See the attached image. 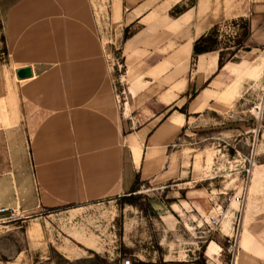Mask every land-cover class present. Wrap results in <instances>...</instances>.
<instances>
[{
	"label": "rangeland",
	"instance_id": "1",
	"mask_svg": "<svg viewBox=\"0 0 264 264\" xmlns=\"http://www.w3.org/2000/svg\"><path fill=\"white\" fill-rule=\"evenodd\" d=\"M37 1H42L44 13L49 10L42 17L48 31L59 26L63 17L73 16L90 28L100 46L106 80L96 108L122 130L118 143L128 171V135L136 137L139 127L156 114L157 95L168 88L179 69L175 40L166 24L194 0L175 7L172 15L168 0H0V173L12 165L8 151L12 130H19L24 140L30 167L35 134L43 130L50 115L56 118L58 114L34 105L42 97L35 96L31 102L21 98L24 87L15 77L13 54L18 46L16 32L7 26L8 9L28 8ZM222 1L231 15H244L222 19L214 26V48L226 60L240 50L238 45L250 30V18L258 28L264 27V0ZM139 29L126 50L124 36ZM33 38L29 47L44 43L46 52L58 48V42L61 46L66 43L64 31L54 41ZM247 40L243 47L248 46ZM261 43L255 55L240 58L253 66L250 76L236 71L233 81L204 85L209 90L204 99H212L213 105L199 115L188 110L195 96L190 82L187 94L176 103L178 108L172 109L176 111L168 112L180 113L181 109L187 123L165 149L164 159L149 166L147 174H156L152 179L141 182L136 176L131 186L116 195L43 209L38 214L18 213L14 222L2 215L0 264H123L126 260L130 264H264V41ZM137 45H142L141 50ZM158 58L168 63L151 70ZM194 60L193 56L177 75L190 78ZM168 67L171 70L166 73ZM187 68L189 73H184ZM146 74L154 78L144 80ZM159 75L162 78H156ZM232 85L240 95L229 105L236 91L230 99H224L221 92ZM136 91L140 93L135 97ZM75 116V112L62 116L69 118L71 135Z\"/></svg>",
	"mask_w": 264,
	"mask_h": 264
},
{
	"label": "crops",
	"instance_id": "2",
	"mask_svg": "<svg viewBox=\"0 0 264 264\" xmlns=\"http://www.w3.org/2000/svg\"><path fill=\"white\" fill-rule=\"evenodd\" d=\"M168 1L167 9L170 10L185 5L186 0ZM41 2L17 10L12 7L7 13V26L16 32L14 41L18 46L13 54L16 58L14 71L29 67L32 73L31 77L20 80L24 89L19 96L28 102L35 96L42 97L34 105L41 106L43 111L58 113L56 118L50 115V119L42 125L43 130L35 134L29 151L30 167L19 130L14 128L8 136L12 165L10 170L0 173V208L12 209L19 214H38L43 209L98 201L131 186L136 176L141 182L155 177L156 174H147L149 166L154 165L155 160L164 159L165 149L172 146L187 123L188 117L182 113L168 112L174 107L178 108L176 103L187 94L190 82L195 87V96L190 100L188 110L193 115H199L213 105L212 99H204L209 91L204 85L212 87L214 83L233 81L236 71L240 75L250 76L253 66L240 58L255 55L259 50L256 47L264 41V27L258 28L254 18H250L247 47H241L221 69H218V51L195 55L190 78L184 79L177 73L187 61L192 60L193 43L219 24L220 20L244 16L231 15V9L225 8L222 0H194L189 6L185 5L182 12L166 24V30L173 34L175 40L178 72L173 73L174 80L168 88L157 95L159 106L156 114L139 127L135 132L136 137L128 135L130 139L126 147L131 161L126 171L123 149L118 143L119 138L123 137L122 130L106 113L101 114L100 109L96 108L100 102L98 95L106 80L105 70L101 67L100 46L95 42L90 28L73 16L63 17L57 22L59 26H52V31H48V23L42 17L49 10L44 13L40 8ZM60 24L64 27H60ZM63 31L66 36L63 46L56 41L58 48L48 52L44 50V43L40 47L38 44L29 47L28 42L34 41L33 35L42 41L48 37L54 41ZM139 32L140 29L126 40V50ZM28 36L30 38L26 43ZM136 47L141 50L142 45ZM156 61L151 70L168 63L165 58ZM52 65L55 67L52 68ZM170 70L168 67L165 72ZM186 72L189 73L188 68ZM152 78L154 76L148 74L143 77L144 80ZM139 93L136 91L134 96ZM234 93L236 95L229 105L240 95L239 89L232 85L221 92L224 99L232 98ZM64 99L72 104L64 103ZM168 107L171 108L166 110ZM68 112L78 115L75 116L77 121H72L75 129L72 135L68 130L69 118L62 119L63 114ZM156 206L159 208V205Z\"/></svg>",
	"mask_w": 264,
	"mask_h": 264
},
{
	"label": "trees",
	"instance_id": "3",
	"mask_svg": "<svg viewBox=\"0 0 264 264\" xmlns=\"http://www.w3.org/2000/svg\"><path fill=\"white\" fill-rule=\"evenodd\" d=\"M176 10V8H173L170 11V15H172V11ZM182 11H178L177 12V16L181 13ZM136 31H134L133 33H129L128 35L124 36V40H128L129 38H131ZM217 29L216 27H213L206 35L201 36L200 38H198L194 43H193V47H192V57L195 55H199V54H203V53H208V52H212V51H218L216 50L214 47L217 44ZM250 35V30L248 28V32H246L244 34V42H242V44H239L238 47H243L245 41L248 39ZM234 55V53H230L229 57L224 60L223 59V53L222 51H219V58H218V69H221L222 66L224 65L225 62H227L232 56ZM180 113H183L180 109Z\"/></svg>",
	"mask_w": 264,
	"mask_h": 264
},
{
	"label": "built area",
	"instance_id": "4",
	"mask_svg": "<svg viewBox=\"0 0 264 264\" xmlns=\"http://www.w3.org/2000/svg\"><path fill=\"white\" fill-rule=\"evenodd\" d=\"M0 215L5 216L7 222H14L17 219L18 213L15 210L7 209L5 207L0 208ZM123 264H130L129 260L123 261Z\"/></svg>",
	"mask_w": 264,
	"mask_h": 264
},
{
	"label": "water",
	"instance_id": "5",
	"mask_svg": "<svg viewBox=\"0 0 264 264\" xmlns=\"http://www.w3.org/2000/svg\"><path fill=\"white\" fill-rule=\"evenodd\" d=\"M15 75L17 77L18 80H22V79H27L29 77H31L32 73L29 67H25L22 69H17L15 71Z\"/></svg>",
	"mask_w": 264,
	"mask_h": 264
},
{
	"label": "bare ground",
	"instance_id": "6",
	"mask_svg": "<svg viewBox=\"0 0 264 264\" xmlns=\"http://www.w3.org/2000/svg\"><path fill=\"white\" fill-rule=\"evenodd\" d=\"M15 77H16V75H15ZM16 79H17V77H16ZM18 80V79H17ZM22 80H24V79H22ZM20 81V80H19Z\"/></svg>",
	"mask_w": 264,
	"mask_h": 264
}]
</instances>
